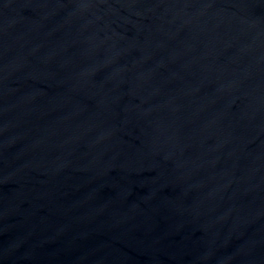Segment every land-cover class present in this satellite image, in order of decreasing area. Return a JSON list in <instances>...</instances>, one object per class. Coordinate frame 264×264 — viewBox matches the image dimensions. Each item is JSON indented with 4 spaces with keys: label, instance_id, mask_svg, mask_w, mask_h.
I'll use <instances>...</instances> for the list:
<instances>
[{
    "label": "water",
    "instance_id": "1",
    "mask_svg": "<svg viewBox=\"0 0 264 264\" xmlns=\"http://www.w3.org/2000/svg\"><path fill=\"white\" fill-rule=\"evenodd\" d=\"M0 264H264V0H0Z\"/></svg>",
    "mask_w": 264,
    "mask_h": 264
}]
</instances>
